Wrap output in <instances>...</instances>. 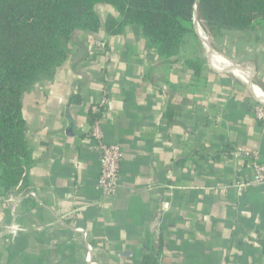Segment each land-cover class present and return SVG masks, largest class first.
<instances>
[{"label":"crops","instance_id":"obj_1","mask_svg":"<svg viewBox=\"0 0 264 264\" xmlns=\"http://www.w3.org/2000/svg\"><path fill=\"white\" fill-rule=\"evenodd\" d=\"M203 30L170 61L132 25L74 36L23 97L34 164L26 190L0 185V264H264V185L238 191L253 174L236 156L264 163V27ZM198 56L200 76L184 63ZM95 124L124 151L112 198L96 188Z\"/></svg>","mask_w":264,"mask_h":264},{"label":"trees","instance_id":"obj_2","mask_svg":"<svg viewBox=\"0 0 264 264\" xmlns=\"http://www.w3.org/2000/svg\"><path fill=\"white\" fill-rule=\"evenodd\" d=\"M101 5L117 15L109 14L104 22ZM196 16L212 35L264 27V0H0V185L6 191L29 187L34 160L23 97L35 84L54 77L78 32L105 29L117 35L132 25L170 61L189 37L196 39ZM184 63L196 76L205 67L199 56ZM158 259L146 262L157 264Z\"/></svg>","mask_w":264,"mask_h":264},{"label":"built area","instance_id":"obj_3","mask_svg":"<svg viewBox=\"0 0 264 264\" xmlns=\"http://www.w3.org/2000/svg\"><path fill=\"white\" fill-rule=\"evenodd\" d=\"M195 30L200 26V23L194 17ZM198 31V29L196 30ZM101 48L105 47L104 42H94ZM107 99H103L101 102L102 106H105ZM256 105L254 106V114L257 121L264 126V97L263 94L256 96ZM91 134L97 142V149L100 154V176L97 182L96 188L105 197H114L117 194L120 186V170L121 162L124 158V151L118 144H107L104 141L103 133L98 124H95L91 128ZM236 156L245 159L248 162L249 167L252 170V180L248 183H240L238 185V191L242 192L247 186L251 185H264V163L260 162L257 153L247 152L245 150H237ZM15 229L13 226L10 227L12 231Z\"/></svg>","mask_w":264,"mask_h":264},{"label":"rangeland","instance_id":"obj_4","mask_svg":"<svg viewBox=\"0 0 264 264\" xmlns=\"http://www.w3.org/2000/svg\"><path fill=\"white\" fill-rule=\"evenodd\" d=\"M198 22L200 23V27H198V29H199V33H200V31H203L204 32V30H203V28H204V25H203V23H202V21L198 18ZM258 26V25H257ZM260 27H262V26H260ZM205 40V39H204ZM206 42H207V44H208V41L206 40Z\"/></svg>","mask_w":264,"mask_h":264},{"label":"bare ground","instance_id":"obj_5","mask_svg":"<svg viewBox=\"0 0 264 264\" xmlns=\"http://www.w3.org/2000/svg\"><path fill=\"white\" fill-rule=\"evenodd\" d=\"M198 27H200V26H198ZM252 88H253V91L256 94V96H260L261 95V91L256 86H254Z\"/></svg>","mask_w":264,"mask_h":264},{"label":"water","instance_id":"obj_6","mask_svg":"<svg viewBox=\"0 0 264 264\" xmlns=\"http://www.w3.org/2000/svg\"><path fill=\"white\" fill-rule=\"evenodd\" d=\"M196 19L198 20V16H196ZM196 26V25H195ZM197 30V29H196Z\"/></svg>","mask_w":264,"mask_h":264}]
</instances>
